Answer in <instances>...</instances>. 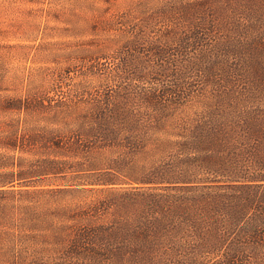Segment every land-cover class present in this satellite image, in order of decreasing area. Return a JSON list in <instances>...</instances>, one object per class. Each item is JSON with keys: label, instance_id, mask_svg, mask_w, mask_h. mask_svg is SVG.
I'll use <instances>...</instances> for the list:
<instances>
[{"label": "trees", "instance_id": "obj_1", "mask_svg": "<svg viewBox=\"0 0 264 264\" xmlns=\"http://www.w3.org/2000/svg\"><path fill=\"white\" fill-rule=\"evenodd\" d=\"M249 9L264 21V0ZM200 27L179 51L189 40L203 47ZM1 68L0 264H264V91L250 89L262 101L241 95L207 103L186 133L163 138L172 119L164 98L173 90L143 95L136 109L134 99L118 98L80 116L65 101L10 95ZM146 106L153 114L136 112ZM84 148L123 153L92 185L139 186L106 190L119 195L106 219L72 204L50 207L52 195L67 192L39 181L64 174L65 159ZM20 194L40 195L41 207L13 204L23 213L11 215L7 201Z\"/></svg>", "mask_w": 264, "mask_h": 264}, {"label": "rangeland", "instance_id": "obj_2", "mask_svg": "<svg viewBox=\"0 0 264 264\" xmlns=\"http://www.w3.org/2000/svg\"><path fill=\"white\" fill-rule=\"evenodd\" d=\"M257 3L263 0H0V66L10 95L65 101L80 107V116L118 98L134 99L136 109L143 95L173 90L175 97L164 98L172 119L161 137L168 138L186 133L206 104L219 98L263 100L264 95L250 94V89L264 91L263 14L249 9ZM204 5L212 10L208 18L201 12ZM198 26L204 28L199 30L203 47L185 40L187 46L179 51V42L198 32ZM23 35L35 41H25ZM226 41L232 48H226ZM161 51L165 54L159 57ZM136 112L153 114L148 106ZM169 152L161 154L163 159L176 151ZM121 156L119 151L84 148L65 159L64 174L39 180L49 185L43 189L67 192L52 195L50 207L72 204V209L108 218L106 206L119 195L105 191L139 187L92 185L109 174L107 163ZM39 196L15 195L7 201L14 209L11 215L23 213L13 204L41 207ZM202 264L222 263L210 258Z\"/></svg>", "mask_w": 264, "mask_h": 264}]
</instances>
